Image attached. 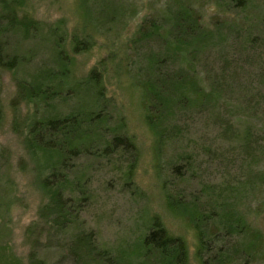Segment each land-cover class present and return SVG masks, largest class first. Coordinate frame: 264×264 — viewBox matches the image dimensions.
<instances>
[{
	"label": "rangeland",
	"instance_id": "obj_1",
	"mask_svg": "<svg viewBox=\"0 0 264 264\" xmlns=\"http://www.w3.org/2000/svg\"><path fill=\"white\" fill-rule=\"evenodd\" d=\"M15 1L41 30L25 40L10 33V53L24 59L0 67V264H30L31 251L43 264H167L144 244L154 222L184 242L185 264H264V0ZM108 3L113 20L100 14ZM144 24L152 36H140ZM58 49L69 64L65 92L48 107L20 99L21 80L60 67ZM92 70L100 97L81 88L107 114L90 123L92 145L103 151L116 133L129 145L70 161L68 179L86 171L88 181L65 192L77 220L57 227L42 214L37 179L60 153L31 156L25 141L74 111L69 89ZM222 202L239 204L249 230L210 232ZM78 231L94 234L102 257L69 252Z\"/></svg>",
	"mask_w": 264,
	"mask_h": 264
},
{
	"label": "trees",
	"instance_id": "obj_2",
	"mask_svg": "<svg viewBox=\"0 0 264 264\" xmlns=\"http://www.w3.org/2000/svg\"><path fill=\"white\" fill-rule=\"evenodd\" d=\"M238 1L241 2L242 0ZM17 7L18 2L15 0H0V67L7 70L14 69L17 65L22 63L24 58L19 54L10 53L11 50L7 47L8 42L6 37L10 33L15 35L21 34L20 36H22V38L20 37V40H25L41 30V24L38 21L27 14L20 16ZM115 7L116 3L115 5L112 4V6L108 3L102 8L100 14L105 17V20H113L112 18L116 17L115 14L117 12ZM179 16L185 17L181 19L184 20L187 19L189 14L180 12ZM149 27L144 24L139 30L140 36H152L153 33L149 31L151 30ZM159 31L160 29L158 32ZM53 34L57 35L55 31ZM56 41L58 42V39ZM82 45L86 48L87 43H83V41L78 42L75 46V51L79 52L81 49L83 50L84 47L82 48ZM57 47L59 48V45ZM79 47L81 48L80 50H78ZM57 54L59 60L56 62H60L58 63L60 66L58 69L54 71L51 68L47 69L45 66L39 69V71L37 70V72H34L30 83L22 80L19 82L18 96L20 99L27 101L37 100L39 103H43L45 107H48L52 99H55L65 92L64 89L68 86L65 82V77L69 74V64L68 62L65 63L67 59H64L61 49H58L56 56ZM99 81L100 79L97 78L96 71L92 70L82 82L75 84L73 88L69 89L70 91L74 90V94L77 98L74 111L68 113V115L64 117L59 118V116H54L48 119V121L43 122L45 126L43 130L37 131L33 138H26L25 141V148L31 156H34L38 150H43V148H56L60 153L61 160L59 164L57 166H52L55 172L52 171L47 179L41 180L40 177L37 179L39 189L48 197V203L42 210V214L43 216L54 218L53 222L57 227L63 226L62 228H64L77 220L70 212L72 198H65V192L68 191L74 194L80 187L86 185L88 181L83 178L86 175V171L82 172V175H79L82 176V178L77 176L78 173L76 172L72 180L68 179L70 177L65 173L67 171L70 173L72 171L70 168H74V166H69L70 161L82 155L90 157L89 155H93L94 152L98 150L92 145L94 141L90 139V136L94 134L90 129V123H95L98 127V124L104 121L107 114L105 115L101 106L100 109H96L97 106L92 103L93 99L90 101L87 98L86 91L88 90L82 89L81 87L85 86L86 88H90L89 90L94 91V95H96L97 98L100 97L101 94V90L97 88V85L100 83ZM1 120L2 111L0 106V122ZM148 121L149 123L152 122L150 119ZM128 145L129 142H127V139L120 133H116L115 136L111 138L106 148L103 151L98 150L97 153L98 155L101 153L107 154L114 148H127ZM186 205L187 204L184 203V206ZM216 208H220V212H218ZM216 208L212 213L213 216H217V220L212 221L210 226V232L212 234H217L219 231H225L226 233L236 232L240 234L249 230L247 215L245 211L239 207L238 203L222 202L221 205H218ZM212 214L209 216L205 215V220H211ZM195 218H199V216L196 215L194 219ZM69 241L67 247L72 254L79 255L81 251V253L86 256L90 255L92 259L93 257L99 258L103 256L102 252L99 251L95 245L94 234L92 232L78 231ZM144 244L160 250L167 264H185L186 262L187 251L184 242L180 239L169 237L160 223H152L148 234L145 236ZM79 256H81V254ZM29 261L30 264H43L42 261L38 259L37 252L35 251L30 252Z\"/></svg>",
	"mask_w": 264,
	"mask_h": 264
}]
</instances>
